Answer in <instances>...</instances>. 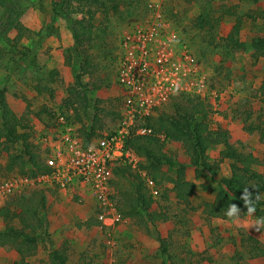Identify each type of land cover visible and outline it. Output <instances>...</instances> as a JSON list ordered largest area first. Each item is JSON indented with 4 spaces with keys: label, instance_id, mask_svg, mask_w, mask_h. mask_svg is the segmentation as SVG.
Wrapping results in <instances>:
<instances>
[{
    "label": "rangeland",
    "instance_id": "rangeland-1",
    "mask_svg": "<svg viewBox=\"0 0 264 264\" xmlns=\"http://www.w3.org/2000/svg\"><path fill=\"white\" fill-rule=\"evenodd\" d=\"M62 1V10L93 26L92 40L81 46L83 56L90 58L92 73L83 79L89 90L85 96L81 90L68 92L74 84L68 66L51 79L50 64L53 61L60 63L58 55L64 52L65 59L73 47V44L64 47L72 36L66 22L55 14L52 4ZM150 1L120 0L116 14L109 9L99 11L90 6L80 7L73 0H8L0 4V22L5 15L3 7L12 3L23 8L25 20L33 28L16 46L6 44L0 37V46L6 52L0 63V120L20 127L17 144L9 145L10 153L0 156V181L13 175H24L20 173L28 171V166H42L38 140L54 120L55 111L65 113L77 130L90 127L94 116H99L101 130L95 138L116 129L121 107L115 83L119 34L122 28L147 20ZM155 1L161 4L167 20L188 44L209 77L212 89L227 92L217 101L216 111L209 99L202 100L210 112L209 128L227 131L233 148L249 159L259 160L260 165L252 167L264 175V58H255L250 48L254 39L264 38V0H214L207 8L196 0ZM202 15L210 19L209 27L199 25L197 19ZM238 18H242L238 40L246 44L247 49L230 53L225 42ZM60 27L65 30L61 36ZM15 34L10 31L8 36L13 39ZM49 36L55 39L52 43L46 42ZM50 59L52 62L48 61ZM67 101L76 103L67 110L64 107ZM178 104L190 107L176 96L153 112L151 122L161 115L178 119ZM207 109L203 106L201 110L206 112ZM252 123L259 130L249 133L247 128ZM161 151L173 164L189 161L180 143H165ZM30 154L34 161L25 163ZM208 154L212 163L219 158L216 148ZM8 156H15L16 165L12 172L2 173L1 168L7 164ZM161 170L164 175L158 178L161 182L159 195L153 198L155 203L150 210L159 214L160 219L154 225L149 224L148 228L138 227L136 219L126 220L110 230H101L99 224L88 228L86 223L94 221L96 205L86 190L71 189L64 193L46 190L48 235L38 241L35 254L22 264H51V252L60 249L66 251V264H161L158 236L167 240L172 261L176 264H264V226L259 230L254 226L259 219L255 211L251 214L238 211L226 219H206L201 214V203L213 202L221 178L230 177L227 162H222L217 171L215 168L214 176L201 168L193 170L195 193L190 199L196 211L179 203L171 193L168 178L174 177V169L165 164ZM116 173L118 170L113 171L111 180L115 204L119 193L127 189L131 191L132 180L126 175L128 171ZM31 191L38 190L26 193ZM12 224L20 227L18 220ZM0 227L3 228L4 224L0 223ZM20 263V256L13 248L0 247V264Z\"/></svg>",
    "mask_w": 264,
    "mask_h": 264
},
{
    "label": "trees",
    "instance_id": "trees-1",
    "mask_svg": "<svg viewBox=\"0 0 264 264\" xmlns=\"http://www.w3.org/2000/svg\"><path fill=\"white\" fill-rule=\"evenodd\" d=\"M3 1L5 3L8 0H0L1 5L4 4ZM73 1L80 7L90 6L99 11L109 9L114 14L118 12L121 4L120 0ZM196 1L202 4L204 8H207L214 0ZM63 2L53 4V6L55 14L66 22L74 42L73 47L65 58V64L71 69L74 79L73 88L68 90V92L81 90L83 96H85L89 90L83 84V79L85 76H92V73L90 58L87 55L83 56L81 46L84 43H90L92 40L93 26L86 23L83 19L77 20L72 18L62 10ZM3 10L5 15H3L4 19L0 22V28H3L0 30V37L6 44L16 46L22 39H25L27 33H31L20 21L24 13L23 8L8 3L7 6L3 7ZM197 20L200 26H210V19H208L207 15H202ZM241 26L242 18L236 19L226 38L225 48L230 53H237L247 49L246 44L238 40ZM10 31L16 32V36L13 39L8 36ZM250 48L253 50L252 55L255 58H264V38L254 39L251 42ZM5 56V49L0 46V63ZM78 62L79 64H77ZM50 74L51 79L58 76V72L56 71H51ZM179 97L190 107L187 108L178 104L176 108L178 119L172 116L164 117L161 115L157 120L151 122V115L142 122L143 125L140 123L141 126L149 128L151 133L144 136L132 134L127 139L126 147L140 158L138 169L132 170L129 166L121 164L113 165L112 174L113 171L116 172L117 170L119 173L128 171L126 175L132 178L130 182L131 191L127 189L122 194L119 193V198L116 200V208L121 217L128 221L136 219L137 226L140 228H148L149 224L154 225L160 219L159 214L155 211H150L155 203L153 199L155 197L151 195L147 188L145 180L141 175L142 172L145 173L146 177L152 179L156 188H158L161 183L158 178L164 175L161 172V168L166 164L171 169H174V177L172 179L168 178L169 183L172 185L171 193L175 195L179 203L186 205L191 211H196L197 208L191 205L190 199L193 193H195V186L192 182L186 181V168L188 166L197 169L201 168L202 171L207 172L210 176H214L215 168L217 171L222 162H227L230 168V177L221 178L213 202L201 203L202 216L206 219H226V212L230 204H234L239 211H247V206L241 199L242 195H244L243 191L247 189V193L251 194L249 200L250 203L254 204L257 217L264 219V175L258 173L252 167L260 165L261 162L255 158L249 159L245 154L233 148L228 140L229 134L227 131H214L209 128L208 119L210 112L205 102L199 98ZM73 103L76 102L67 101L64 106L65 109L69 110L71 107H74ZM262 105L264 106V99L262 100ZM203 106L208 111L203 112L201 110ZM74 110L77 111L76 108ZM117 118L120 119V114H117ZM99 122V116L95 115L90 127L77 130L78 135L85 144H88L90 140L96 139L95 137L99 136L98 131L101 130ZM258 128V126L252 123L247 128V131L253 133L259 130ZM19 129L20 127L17 125L7 124L3 119L0 120V156L4 153L9 154L10 146L17 144ZM159 134L164 136L165 139L163 141L158 138ZM165 143H180L189 157V164H173L169 162L161 151V147ZM217 147L220 148L219 158L212 163L209 160L208 152ZM7 158V164L1 168L2 173L12 172L16 165L15 156H13L14 159L10 156ZM27 161H29V164L32 163L34 156L30 154L25 159V163ZM21 164L23 165V163ZM42 170L40 166L38 168H30L28 166V171L20 174L32 176ZM132 171L135 172L132 173ZM119 173L116 174L118 175ZM45 192L48 191L25 192L20 196L10 197L12 199L6 205L0 207V223L4 224L3 228L0 227V247L13 248L20 256V264L35 254L38 241L43 240L48 235V201ZM111 198L114 200V196ZM15 220H18L20 224L19 228L14 227L12 224ZM96 224H98L96 218H94V221L88 220L86 223L88 228L96 226ZM157 242L162 257L161 264H176L172 261L167 240L158 236ZM49 261L51 264H66V251L63 249L52 251Z\"/></svg>",
    "mask_w": 264,
    "mask_h": 264
},
{
    "label": "built area",
    "instance_id": "built-area-1",
    "mask_svg": "<svg viewBox=\"0 0 264 264\" xmlns=\"http://www.w3.org/2000/svg\"><path fill=\"white\" fill-rule=\"evenodd\" d=\"M115 83L121 97L116 129L85 144L65 113L54 120L38 140L43 169L35 175H13L0 181V206L10 197L30 190H86L94 200L99 228L110 230L126 222L111 198L115 164L138 168L140 158L126 147L132 135L151 133L140 123L176 96L209 99L214 111L227 95L212 89L188 44L151 0L144 23L122 28L115 56ZM143 125V124H142ZM158 138L163 141L162 134ZM152 196L159 195L152 179L143 174Z\"/></svg>",
    "mask_w": 264,
    "mask_h": 264
},
{
    "label": "crops",
    "instance_id": "crops-1",
    "mask_svg": "<svg viewBox=\"0 0 264 264\" xmlns=\"http://www.w3.org/2000/svg\"><path fill=\"white\" fill-rule=\"evenodd\" d=\"M52 4H54L53 2H52ZM25 14L23 13V15H22V17L20 18V21H21V23H22V25L26 28V29H33V28H31L32 26L31 25H29V23L25 20V16H24ZM32 24V23H31ZM64 28L63 27H60V33H59V35L61 36V35H63L64 33H65V30H63ZM16 35V34H15ZM55 39H54V37H51V36H49L48 37V39H46V42H48V43H52L53 41H54ZM72 44H74V42H73V39H72V37H71V39H69V42H67L65 45H64V47H68V46H72ZM69 47V48H70ZM68 49V48H67ZM59 56V58H60V63H58V64H56V62L55 61H53L52 62V59H50V60H48L49 62H52L51 64H50V66H51V70L50 71H56V72H59V71H61V70H63L64 69V67L65 68H68L67 66H66V64H65V59H64V56H65V54H64V52H63V54H60V55H58ZM118 89V88H117ZM119 90V89H118ZM176 144H178V143H176ZM216 149H218V150H220V148L219 147H217ZM215 150V149H214ZM184 164H189V161H187V162H184ZM194 169H197V168H194V167H187L186 168V171H185V177H186V181H188V182H193V178H195V175H194V172H193V170ZM145 174V173H144ZM190 178V179H187V178Z\"/></svg>",
    "mask_w": 264,
    "mask_h": 264
},
{
    "label": "clouds",
    "instance_id": "clouds-1",
    "mask_svg": "<svg viewBox=\"0 0 264 264\" xmlns=\"http://www.w3.org/2000/svg\"><path fill=\"white\" fill-rule=\"evenodd\" d=\"M243 192H244V195H242L241 199L244 201V204L247 206L248 214H251L255 211L254 204L250 203V200H249V197L251 194L247 193V189H245ZM257 199H259V197H257ZM238 211L239 209L234 204H230L228 207V211L226 212V215L228 217H233V214L237 213ZM254 226L256 227L257 230H259L261 226H264V219L256 220Z\"/></svg>",
    "mask_w": 264,
    "mask_h": 264
}]
</instances>
